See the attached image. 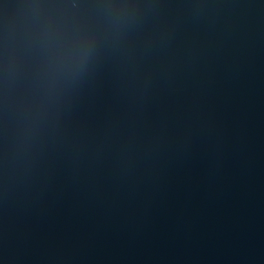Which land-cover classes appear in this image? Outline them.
I'll list each match as a JSON object with an SVG mask.
<instances>
[{
    "label": "water",
    "instance_id": "obj_1",
    "mask_svg": "<svg viewBox=\"0 0 264 264\" xmlns=\"http://www.w3.org/2000/svg\"><path fill=\"white\" fill-rule=\"evenodd\" d=\"M154 2L139 79L101 54L32 171L0 166V264H264V0Z\"/></svg>",
    "mask_w": 264,
    "mask_h": 264
},
{
    "label": "clouds",
    "instance_id": "obj_2",
    "mask_svg": "<svg viewBox=\"0 0 264 264\" xmlns=\"http://www.w3.org/2000/svg\"><path fill=\"white\" fill-rule=\"evenodd\" d=\"M160 7L154 0H26L14 28L5 22L0 110L15 126L0 161L6 181L25 177L56 142L64 95L101 54L120 57L139 79L146 47L158 48L167 25L156 21L142 38L137 26Z\"/></svg>",
    "mask_w": 264,
    "mask_h": 264
}]
</instances>
